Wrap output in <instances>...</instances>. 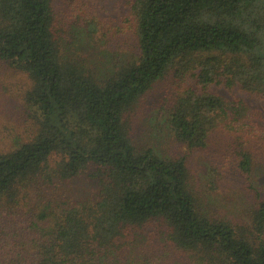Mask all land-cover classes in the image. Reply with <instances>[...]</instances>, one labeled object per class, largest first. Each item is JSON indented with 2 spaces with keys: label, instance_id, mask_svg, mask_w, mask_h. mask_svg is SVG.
Returning a JSON list of instances; mask_svg holds the SVG:
<instances>
[{
  "label": "trees",
  "instance_id": "trees-1",
  "mask_svg": "<svg viewBox=\"0 0 264 264\" xmlns=\"http://www.w3.org/2000/svg\"><path fill=\"white\" fill-rule=\"evenodd\" d=\"M57 1L0 0V70L23 76L9 90L28 123L0 117V264L119 263L129 248L154 264L161 245L165 262L264 264V117L214 88L264 97V0H132L108 31ZM82 29L137 48L100 69L71 48ZM163 79L165 122L186 148L173 156L133 137L132 112ZM195 152L212 153L213 189L243 178L247 218L205 209Z\"/></svg>",
  "mask_w": 264,
  "mask_h": 264
},
{
  "label": "rangeland",
  "instance_id": "rangeland-1",
  "mask_svg": "<svg viewBox=\"0 0 264 264\" xmlns=\"http://www.w3.org/2000/svg\"><path fill=\"white\" fill-rule=\"evenodd\" d=\"M132 0H58L57 11L61 13L65 19L69 18L73 12L79 13L82 16L94 17L97 23L100 24L101 31H108L109 27L124 25V20L129 13V2ZM94 19V20H95ZM95 22V23H96ZM126 26V25H125ZM83 30V29H82ZM72 29L70 38L72 41L77 35ZM101 37V38H100ZM108 36H99L96 33L90 35L87 30L81 32L80 38L75 40L71 45L72 49L79 47L85 52L86 57L90 62L100 69L106 70L110 68L111 63L115 64L120 60L128 59L136 50V39L128 38L126 41H118L117 39H107ZM193 81V79H191ZM23 81V76L13 73L11 69L8 71L0 70V117L7 119L10 117L16 121L17 126L27 127L28 123L24 109L21 110L19 103V95L9 90L12 83L19 84ZM23 85V84H22ZM168 79L158 81L154 87L140 100L138 107L132 112L131 118L133 123V137L137 144H149L155 147L161 154L173 156L178 152L185 151V147L175 142L171 130L165 122V114L167 111V101L165 95L169 89ZM217 91L228 96H244L253 106L260 108L264 117V97L255 96L238 88L233 90L226 88L224 85L215 87ZM16 116V117H15ZM21 123V125H19ZM7 141L0 139V150L7 147ZM191 163L194 165L196 172L195 178L202 191V201L205 209L215 211L222 209L225 213L235 216L247 218V212L251 207L252 196L250 192H246L243 178L235 171L232 174L226 173L222 178L217 189H213V183L216 180V169L212 166L213 160L211 152H195L189 155ZM255 184L262 189L264 183V163L259 160L253 173ZM212 189V190H211ZM158 240V238H156ZM158 243V242H157ZM159 245V244H158ZM143 246H138L142 248ZM154 264H176L175 261H163L160 256L165 252L168 256L174 258L175 255L165 246H158ZM135 250L129 248L123 256L122 262L114 260L110 264H135L139 262L135 258ZM139 260H144V257L139 255ZM146 260L144 261V263ZM181 262L180 264H182ZM187 261L185 262V264ZM151 264V263H145Z\"/></svg>",
  "mask_w": 264,
  "mask_h": 264
}]
</instances>
